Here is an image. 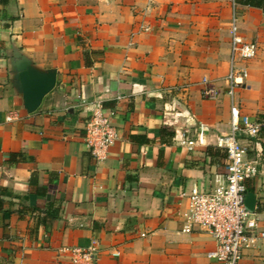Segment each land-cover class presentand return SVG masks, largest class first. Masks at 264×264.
I'll list each match as a JSON object with an SVG mask.
<instances>
[{
  "label": "crops",
  "instance_id": "1",
  "mask_svg": "<svg viewBox=\"0 0 264 264\" xmlns=\"http://www.w3.org/2000/svg\"><path fill=\"white\" fill-rule=\"evenodd\" d=\"M234 2L237 5H234ZM258 43L235 92L240 120L264 119V7L238 0H0V264H72L63 245L100 241L96 264H223L215 238L181 232L193 187L226 178L231 23ZM150 29L133 35L139 26ZM55 75L38 109L24 75ZM217 90L205 97L207 85ZM97 102L119 138L99 160L85 140ZM12 115L11 119L8 116ZM207 124L193 149L178 132ZM247 158L246 204L264 230V132ZM185 193V195H182ZM145 233V235H142ZM119 251V255H114ZM242 264H264V238Z\"/></svg>",
  "mask_w": 264,
  "mask_h": 264
},
{
  "label": "built area",
  "instance_id": "2",
  "mask_svg": "<svg viewBox=\"0 0 264 264\" xmlns=\"http://www.w3.org/2000/svg\"><path fill=\"white\" fill-rule=\"evenodd\" d=\"M234 5H237L234 2ZM149 24L142 23L133 35L148 31ZM231 50L230 67L226 80L231 97V128L217 135L215 144L226 150L228 165L226 178L211 190L193 187L188 193L189 205L183 213L185 223L183 233L199 228L209 232L216 240V247L208 252V257L223 264H242L244 251L259 238H264V230L258 229V218L246 204V179L255 177L258 172L256 161L247 158L249 145L242 133L249 136V144H259V134L264 128V119L240 120V108L235 100L236 89L244 84L248 76V61L258 54L259 46L254 40L241 34L238 14L234 11L230 28ZM203 82L205 97L217 95V90L205 76ZM93 114L85 124V140L91 153L101 160L108 154L110 146L119 138V130L114 123L116 110L106 109L101 102L92 108ZM12 115L8 116L11 119ZM195 135L189 128L178 132V142L193 149L207 143V124L199 122ZM185 195V193H182ZM145 235V233H142ZM59 252L69 258L72 264H96L101 256L100 241L92 238L87 246L63 245ZM119 255V251H114Z\"/></svg>",
  "mask_w": 264,
  "mask_h": 264
},
{
  "label": "water",
  "instance_id": "3",
  "mask_svg": "<svg viewBox=\"0 0 264 264\" xmlns=\"http://www.w3.org/2000/svg\"><path fill=\"white\" fill-rule=\"evenodd\" d=\"M24 100L30 111L39 108L44 97L56 84L55 75L40 76L38 74L24 75L22 78Z\"/></svg>",
  "mask_w": 264,
  "mask_h": 264
},
{
  "label": "trees",
  "instance_id": "4",
  "mask_svg": "<svg viewBox=\"0 0 264 264\" xmlns=\"http://www.w3.org/2000/svg\"><path fill=\"white\" fill-rule=\"evenodd\" d=\"M242 3H246L249 5H257V6H263L264 7V0H238ZM261 132H264V128L261 130Z\"/></svg>",
  "mask_w": 264,
  "mask_h": 264
}]
</instances>
